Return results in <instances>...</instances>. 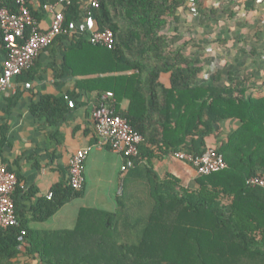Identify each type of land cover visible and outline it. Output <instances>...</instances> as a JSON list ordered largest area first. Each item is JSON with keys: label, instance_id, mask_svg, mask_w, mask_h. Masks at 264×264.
Listing matches in <instances>:
<instances>
[{"label": "trees", "instance_id": "16d2710c", "mask_svg": "<svg viewBox=\"0 0 264 264\" xmlns=\"http://www.w3.org/2000/svg\"><path fill=\"white\" fill-rule=\"evenodd\" d=\"M3 1L16 10V0ZM121 1L100 0L99 7L92 10L97 29L113 31L112 47L92 44L87 32L57 35L49 46L62 44L60 70L75 79V88L94 93L96 104L103 93L112 92L116 111L143 135L133 167L147 162L153 201L147 223L138 242L122 240L118 225L126 217L122 216L125 204L117 199L115 211L81 208L72 229L38 231L31 229L26 216L18 211L15 190L12 196L18 224L0 230V264H264V220L259 222L254 214L255 223L250 226L238 219L244 213L238 205L242 194L251 188L264 194L260 187L246 184L248 177L264 174V97L247 94L245 79H235L230 73L225 74L230 82L223 84L221 69L209 74L213 81H201L205 74L201 58L172 48L173 38L165 28L181 0ZM254 1L249 7L254 8ZM26 3L37 20L45 14L46 0H37V8L31 0ZM63 13L67 21L80 18V0L65 5ZM0 54L3 58L6 55L1 30ZM32 67L20 75H28ZM164 73L169 74V87L160 81ZM70 94L42 96L30 103L29 112L54 123L63 116ZM123 101L127 102L124 110L120 107ZM227 118L242 122L224 144L215 147L227 166L200 175L198 180L222 182L221 193L234 196L230 205L212 204L203 188L176 190L178 179L170 173L159 179L153 159L170 156L180 160L174 156L176 151L202 154L211 147L207 137ZM83 191L84 184L80 189L72 188L67 175L50 188V198L46 195L37 200L31 219L50 218ZM22 230L25 234L19 241Z\"/></svg>", "mask_w": 264, "mask_h": 264}, {"label": "crops", "instance_id": "0c3cea01", "mask_svg": "<svg viewBox=\"0 0 264 264\" xmlns=\"http://www.w3.org/2000/svg\"><path fill=\"white\" fill-rule=\"evenodd\" d=\"M48 1V2H47ZM46 0V3H53ZM121 1V0H120ZM139 1V0H122ZM252 0H196L197 11L191 13L186 0L168 16L169 22L165 28L168 37H172V48L181 49L186 55H196L201 58L205 74L201 81H213L216 70H223L222 83H229L227 73L238 80L245 79L244 87L247 94L253 97H264V0H255L254 8L249 7ZM83 10L84 0H80ZM247 2V3H246ZM37 8V0H31ZM248 6V7H247ZM65 6L56 4V10ZM176 16V19L175 18ZM52 15L45 11L37 20L41 29L45 30L51 24ZM62 44L53 45L42 50L34 61L31 71L13 79L12 86L0 93V161L6 163L17 175L16 190L17 209L26 216L28 226L38 231L72 229L75 226L78 212L87 206L85 203L72 209L66 215L68 208L75 199L59 208L50 218L37 221L31 219V209L39 198L45 197L50 188L59 181L66 180L69 159L73 153L86 146H92L85 160L84 191L80 199L93 196L107 200L116 193L117 199L125 204V213L118 229L121 234L124 228L134 226L140 216L134 215V205L145 204L151 210L153 201L150 197L148 175L145 161L137 163L125 173L120 171L122 156L108 148V145L97 146L99 136L95 130L92 113L96 104L94 93H84L75 88V79L62 73ZM255 52V55L253 53ZM3 55L0 54V68ZM160 81L170 86L168 73L160 77ZM26 83L30 86L26 87ZM73 102V106L65 105L63 116L54 123L45 118H36L29 112L31 102L40 97L50 95L63 97ZM127 102L121 103V109ZM242 122L236 118H227L217 124L214 134L207 137V144L220 147L230 133L238 130ZM227 164V163H226ZM152 166L159 179H164L167 173L178 179L176 190L188 188L200 191L203 188L213 204L226 206L233 200V194L221 193L222 182L217 179L204 178L199 182L200 175L187 163L167 156L153 159ZM118 169V171H117ZM116 172L119 186L115 191ZM203 179V177H201ZM173 180V179H172ZM14 190V192H15ZM247 194H242L238 205L242 207V215L238 216L241 224L253 225V215L259 222L264 220V194L259 189L251 188ZM210 192V193H207ZM136 198L130 202L128 199ZM78 199V198H76ZM96 200V201H97ZM115 201V203H116ZM152 203V206H150ZM215 206V205H214ZM104 209V208H99ZM117 209L114 208L113 211ZM213 218L211 219V221ZM214 222V220H213ZM212 222V223H213ZM122 227V229H121ZM130 234V233H129ZM257 240L262 241L257 235Z\"/></svg>", "mask_w": 264, "mask_h": 264}, {"label": "built area", "instance_id": "2783aa9c", "mask_svg": "<svg viewBox=\"0 0 264 264\" xmlns=\"http://www.w3.org/2000/svg\"><path fill=\"white\" fill-rule=\"evenodd\" d=\"M72 0H56L45 3L43 9L52 15L51 24L45 30L41 29L37 19L33 17L26 0H16V10L9 9L0 0V30L6 55L0 68V93L12 86L13 79L24 70L30 68L38 54L46 49L51 41L60 34L89 33L92 44L112 47L114 33L109 28L97 29L92 10L98 8L100 0H84L81 17L66 20L63 10H56V4L63 6L71 4ZM191 13L197 11L196 0H187ZM30 86L26 83V87ZM113 93L106 91L99 97V103L94 107L92 117L99 139L97 146L108 144L112 151L123 158L121 172H126L135 165L134 159L139 154V145L143 135L136 131L128 119L116 111ZM72 107V101H68ZM92 146L77 149L69 159L68 180L74 189H80L84 184L85 160ZM174 156L182 161L191 163L197 174L209 175L226 168L227 164L222 153L215 147H208L202 154L193 155L184 151H176ZM18 179L8 165L0 161V230L17 225L13 192ZM248 186H257L264 191V174L250 176L246 179ZM52 192L47 194L50 198ZM25 230L18 237L23 240Z\"/></svg>", "mask_w": 264, "mask_h": 264}, {"label": "rangeland", "instance_id": "374dc122", "mask_svg": "<svg viewBox=\"0 0 264 264\" xmlns=\"http://www.w3.org/2000/svg\"><path fill=\"white\" fill-rule=\"evenodd\" d=\"M118 171V169H117ZM115 191L117 190L118 186H119V178H118V172H116V184H115ZM97 198L93 197V196H90L88 198H86L85 200L84 199H75V201L72 203V205L68 208L67 210V216L71 214L72 212V209H76L77 206H79L80 204L82 203H85L87 206H95L97 208H104L105 210H108V211H113L114 208H116V193H114L112 195V197L107 200H105L103 197L102 199H98L97 201ZM129 203L130 202H134L136 201V198L132 197L130 199H128ZM145 204H140V205H134L133 207H135V210L133 211V214L134 215H137V216H140V219L136 222V223H133V225L136 227V230L135 231H131L129 230V228H124V232L121 234V238L122 240H125V241H131V242H138V238H139V235L142 233L146 223H147V219H148V215L150 213L149 210H147V207L145 208ZM152 206V203L151 205ZM122 229V227H121ZM130 232V234H129Z\"/></svg>", "mask_w": 264, "mask_h": 264}]
</instances>
